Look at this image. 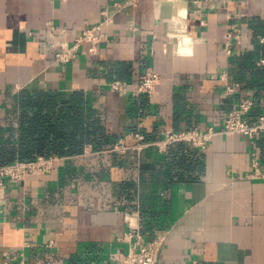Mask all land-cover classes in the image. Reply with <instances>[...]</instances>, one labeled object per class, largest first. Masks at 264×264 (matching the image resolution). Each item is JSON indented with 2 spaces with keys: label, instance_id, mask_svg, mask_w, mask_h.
I'll return each mask as SVG.
<instances>
[{
  "label": "crops",
  "instance_id": "crops-1",
  "mask_svg": "<svg viewBox=\"0 0 264 264\" xmlns=\"http://www.w3.org/2000/svg\"><path fill=\"white\" fill-rule=\"evenodd\" d=\"M103 20L93 53L83 45L76 60H54L55 41L71 43ZM228 31L242 41L229 56ZM261 38L264 0H0V148L18 145L22 90L60 101L81 93L110 143L85 145L48 175L5 181L0 263L17 264L23 252L27 264H115L129 246L120 212L136 203L144 242L160 241L157 264H264V179L249 177L252 150L264 166V141L217 135L203 151L136 149L166 130L219 127L247 95L264 113ZM143 72L159 75L149 99L136 93ZM112 81L126 93L109 91ZM234 83L239 92L225 97ZM120 138L125 151L112 152Z\"/></svg>",
  "mask_w": 264,
  "mask_h": 264
},
{
  "label": "built area",
  "instance_id": "built-area-1",
  "mask_svg": "<svg viewBox=\"0 0 264 264\" xmlns=\"http://www.w3.org/2000/svg\"><path fill=\"white\" fill-rule=\"evenodd\" d=\"M104 14V12H102ZM107 25V21L103 20L97 25L90 28H86L71 42L66 43L62 41H55L53 45L49 46L54 52V60L59 62H70L76 60L79 51L83 45H88V52L93 53L95 47L105 39V33L103 27ZM51 29V28H50ZM264 42V38L260 39ZM241 37L231 31L227 32L224 48L227 55L232 54L234 46L241 44ZM258 64H264V60H259ZM226 74L221 75L222 79H225ZM159 80V75L152 72H143L136 84V93L140 96L150 98L155 91V85ZM108 90L111 92H117L125 94L127 91V85L121 81H112L107 83ZM222 94L225 97L234 95L239 92L240 85L234 83L226 85L223 88ZM255 107V103L252 97L248 96L240 98L238 101L231 105V108L224 117L219 127L206 126L201 129L200 127H191L185 130L172 131L166 130L160 140L152 143H145L136 146L139 149L140 146L153 145L160 152H164L168 146L172 145H187L191 148L203 151L208 147L209 142L217 135L233 136L240 135L245 137L251 145H253L258 139L264 141V114L259 115L255 121L250 122L248 115L250 111ZM128 136L133 137L139 141H143L142 135L138 133H131ZM126 147L124 146V140L118 139L111 145L110 150L112 152L123 153ZM57 157H42L39 156L32 161H15L14 163L0 166V190L3 189L5 181L13 183H21L28 177H40L50 174L55 166V163L59 161ZM257 150L250 152V174L249 177L254 179H264V169ZM127 229L122 234L120 241L127 243L128 250L126 253H115V264H157L159 240L158 241H146L142 237L137 221L139 220V207L136 203L130 204L125 207L121 212ZM23 252H19L18 256L14 260L17 264H27L24 259ZM10 259L3 260L0 264H9ZM35 264H43L42 259H36Z\"/></svg>",
  "mask_w": 264,
  "mask_h": 264
},
{
  "label": "trees",
  "instance_id": "trees-1",
  "mask_svg": "<svg viewBox=\"0 0 264 264\" xmlns=\"http://www.w3.org/2000/svg\"><path fill=\"white\" fill-rule=\"evenodd\" d=\"M18 145L0 148V166L15 161H32L42 157H70L82 154L85 145L100 151L109 143L100 122L90 120L81 93H73L67 101L49 93L22 90L18 96ZM261 109L254 107L248 115L256 120Z\"/></svg>",
  "mask_w": 264,
  "mask_h": 264
},
{
  "label": "water",
  "instance_id": "water-1",
  "mask_svg": "<svg viewBox=\"0 0 264 264\" xmlns=\"http://www.w3.org/2000/svg\"><path fill=\"white\" fill-rule=\"evenodd\" d=\"M169 3L168 2H163L160 7V14L164 19L171 18L173 15L172 11H169Z\"/></svg>",
  "mask_w": 264,
  "mask_h": 264
}]
</instances>
